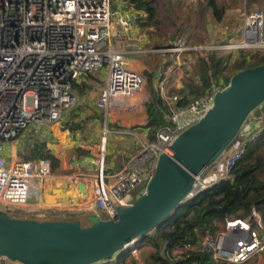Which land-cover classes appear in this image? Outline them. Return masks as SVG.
Masks as SVG:
<instances>
[{"label":"built area","instance_id":"2783aa9c","mask_svg":"<svg viewBox=\"0 0 264 264\" xmlns=\"http://www.w3.org/2000/svg\"><path fill=\"white\" fill-rule=\"evenodd\" d=\"M187 1L195 7L207 2ZM242 16L238 41L189 45L179 39L161 50L195 51L207 60L212 52L225 49L243 50L249 57L264 56V12L251 8ZM112 20L111 0H0V201L8 207L22 209L31 197H41L42 183L53 177L54 171L47 158L8 163L3 155L5 143L30 124L55 123L72 111L79 102L74 82L83 74L108 69L97 98L99 108H108L113 101L145 87L144 75L129 67L123 53L110 44ZM120 21L125 28L131 25L127 19ZM217 85L185 107L180 105L179 94L160 86L159 97L172 125L159 129L154 140L141 141L116 171L107 167L109 130H103L96 170L81 175L80 180L91 184L94 204L104 219L113 218L119 206H131L146 191L160 155H172L171 146L179 133L212 106L214 94L223 88L222 81ZM263 132L264 111L254 119L249 117L232 145L196 177L192 196L229 180L249 142ZM32 216L42 218L45 214L35 212ZM201 242L211 251L214 264H244L264 253L263 215L253 207L247 218H227L218 233L205 234ZM8 261L3 257L0 264Z\"/></svg>","mask_w":264,"mask_h":264},{"label":"crops","instance_id":"0c3cea01","mask_svg":"<svg viewBox=\"0 0 264 264\" xmlns=\"http://www.w3.org/2000/svg\"><path fill=\"white\" fill-rule=\"evenodd\" d=\"M209 1L200 2L195 7L187 0H151L154 8V15L151 17L146 9L138 8L131 0H111L113 20L110 44L123 53L129 67L144 75L147 87L121 101H113L108 108H99L97 98L107 76L101 81L97 72L83 74L74 86L79 102L72 111L55 123L30 124L18 137L5 143L3 155L8 163L37 160L41 154L47 152L52 153L56 160L54 176L42 183V196L31 197L25 208H22L31 215L30 218L33 213L42 212L45 214L43 219L83 221L89 214H101L94 204L91 184L81 181L80 177L96 170L95 160L103 130H109L106 142L107 167L109 171H116L124 166L141 141L153 140L154 133L153 128L149 127L150 116L147 108L151 98L150 82L158 98L157 108L166 120L165 106L159 97L160 86H164L168 93L179 94L181 99L183 90L191 93L190 88L202 87L201 61L209 63L214 52L207 60L199 57V53L195 51L164 53L161 49L179 39L187 41L189 45L193 44L186 39L188 20L182 10L186 5L198 8L207 4L210 12H213ZM214 15L213 12L214 21H223L224 16L219 20ZM121 18L131 23L129 28L121 24ZM207 35L213 41L217 33L209 29ZM241 36L242 25L236 34L223 31L219 35L230 42L238 41ZM219 51L225 53L216 56L229 58L222 64L225 65L222 71L216 73L209 69L212 87L207 91L218 86L220 81L223 84L229 76L236 73L235 61L241 53L247 54L237 49ZM262 111L264 104L255 110L251 119ZM201 241L200 246L203 247ZM196 247L187 246L175 251V254L195 250ZM151 249L153 247L150 244L139 247L136 241L114 259L94 264H150L149 254L145 250ZM244 264H264V253Z\"/></svg>","mask_w":264,"mask_h":264},{"label":"water","instance_id":"95a60500","mask_svg":"<svg viewBox=\"0 0 264 264\" xmlns=\"http://www.w3.org/2000/svg\"><path fill=\"white\" fill-rule=\"evenodd\" d=\"M210 5L212 1H209ZM264 104V63L234 73L213 104L162 153L146 191L113 218L38 219L0 213V259L23 264H94L110 261L173 215L192 197L196 177L234 142Z\"/></svg>","mask_w":264,"mask_h":264},{"label":"trees","instance_id":"16d2710c","mask_svg":"<svg viewBox=\"0 0 264 264\" xmlns=\"http://www.w3.org/2000/svg\"><path fill=\"white\" fill-rule=\"evenodd\" d=\"M131 1L138 8L146 9L151 17L154 15L151 0ZM211 1L213 12L220 20L223 16L222 9L218 7L216 0ZM228 58L229 56L219 58L213 54L209 63L201 61L202 87L190 88V92L196 94L194 97L183 90L181 92L183 97L180 100L182 107L207 93V89L212 87L208 75L209 69H213L216 73L222 71L225 68L222 64ZM263 63L264 56L249 57L241 53L235 61V70L240 71ZM231 77L229 76L222 84L223 88L229 84ZM76 85L77 83L74 82V86ZM149 87L151 98L147 108L150 116L149 127L153 128L154 140L159 129L172 123L164 119L157 108L158 98L151 82ZM40 158L51 159L54 168L56 160L52 153H43ZM253 207H256L264 218V132L259 138L249 142L243 158L237 163L229 180L206 188L184 201L173 215L156 226L147 236L138 239L137 245L143 247L150 244L153 247L148 255L150 264H214L211 251L200 246L203 236L207 233H218L224 227L227 218L249 217ZM192 245L197 246L195 250L175 254V251Z\"/></svg>","mask_w":264,"mask_h":264},{"label":"rangeland","instance_id":"374dc122","mask_svg":"<svg viewBox=\"0 0 264 264\" xmlns=\"http://www.w3.org/2000/svg\"><path fill=\"white\" fill-rule=\"evenodd\" d=\"M216 3L218 7L222 9V12H223L224 19L221 22L216 21V20L214 21V19H212L213 12H210L207 4L201 7L199 6L198 8L186 5V8L182 10V14L185 15L184 16L185 19L188 20L187 21L188 25L186 26V29H187L186 39L190 43H193V44H202V43L228 44L230 41H228V39H226L225 37L220 38L219 35L222 34L223 31H226L229 34L235 32L236 34L238 29L242 25V22H243L242 13L244 11H247L251 8H257L264 12V0H216ZM211 23H213V25H211ZM209 29H213L217 33V36L213 39V41L207 35ZM218 51H215L217 52L215 53L216 55L218 54L221 55V53H225L223 51H219V52ZM199 57H201V55ZM107 73H108L107 67H104L100 71H98L97 76L99 77V80L102 81L103 78L105 79V77L107 76ZM146 85H145V88L147 87ZM254 112L250 115V117L254 114ZM0 212H5L9 216H18V217H25V218L31 217V215L27 213L26 211L16 208V207H8L2 201H0ZM43 218L44 217H42L41 219ZM83 224L86 225L88 224V222L86 220H83ZM151 251L152 249L145 250V253L149 254ZM13 263L14 261L9 259L8 264H13Z\"/></svg>","mask_w":264,"mask_h":264},{"label":"bare ground","instance_id":"6f19581e","mask_svg":"<svg viewBox=\"0 0 264 264\" xmlns=\"http://www.w3.org/2000/svg\"><path fill=\"white\" fill-rule=\"evenodd\" d=\"M171 153L173 154V151Z\"/></svg>","mask_w":264,"mask_h":264}]
</instances>
